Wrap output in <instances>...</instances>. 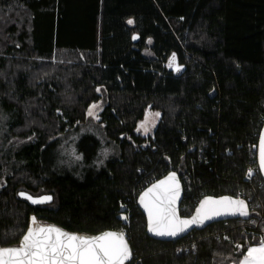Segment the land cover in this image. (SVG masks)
<instances>
[{
  "label": "trees",
  "instance_id": "trees-1",
  "mask_svg": "<svg viewBox=\"0 0 264 264\" xmlns=\"http://www.w3.org/2000/svg\"><path fill=\"white\" fill-rule=\"evenodd\" d=\"M100 95L113 150L68 169L58 145ZM147 107L160 118L146 136L136 126ZM263 122L264 0H0V246L17 244L35 213L70 231L122 230L126 264H236L264 236ZM169 170L181 215L229 194L247 200L249 219L149 237L137 195ZM21 190L52 200L31 205Z\"/></svg>",
  "mask_w": 264,
  "mask_h": 264
},
{
  "label": "snow or ice",
  "instance_id": "snow-or-ice-1",
  "mask_svg": "<svg viewBox=\"0 0 264 264\" xmlns=\"http://www.w3.org/2000/svg\"><path fill=\"white\" fill-rule=\"evenodd\" d=\"M127 23L131 25L134 21L129 19ZM138 38L137 35L132 36L133 40ZM148 42L151 43V40ZM174 64L175 54L170 58L168 66L173 67ZM175 70L180 71V67L176 66ZM97 107L98 105H92L88 115L93 116ZM159 116V112L146 113L145 120L140 123L137 131L142 130L147 135L155 127V120L150 117ZM258 168L260 172H264V133L259 138ZM254 171L249 169L248 176L251 177ZM179 195L180 184L175 172L152 183L140 194L139 203L147 213L150 233L158 237H176L194 225H203L206 221L220 217L250 216L248 202L244 199L223 196L205 197L200 201L195 215L181 218L177 211ZM26 198L33 204L46 203L52 199L51 196ZM236 248L241 249L242 245L237 244ZM131 256L132 252L123 232L108 231L97 236H85L68 233L53 225H40L35 217L31 218L29 227L16 247H0V264H126ZM241 257L236 264H264V236L259 238L256 245H249L246 252H241Z\"/></svg>",
  "mask_w": 264,
  "mask_h": 264
},
{
  "label": "rangeland",
  "instance_id": "rangeland-1",
  "mask_svg": "<svg viewBox=\"0 0 264 264\" xmlns=\"http://www.w3.org/2000/svg\"><path fill=\"white\" fill-rule=\"evenodd\" d=\"M105 102V96L100 95L98 99L91 104L92 105H98L97 108L94 109V115L89 116L88 110H87V120L84 124L80 127V129L76 130L75 132L71 133L68 137H62V142L58 145L57 151L58 155H60V164L65 166L66 168H71L74 163L78 164L79 162H82L83 155L85 153H90L91 149L97 148L99 145L101 146L98 150L100 152V160H103L107 155H109L110 152H112L113 148L105 143V140L102 137V133L100 132V123L98 121L99 113L102 109V106ZM159 112L151 107H147L145 109V112L143 116L139 119L136 130L140 123L145 120L146 113H155ZM98 117V118H97ZM159 118L150 117V119L155 120V127L158 124ZM152 127L151 130L148 132L150 134L152 130L155 128ZM139 133L143 134V131L141 130ZM147 134V135H148ZM144 135V134H143ZM146 135V136H147ZM100 139H99V138ZM101 140V141H100ZM97 142H101L100 144ZM75 151H80L81 154H76ZM79 157V158H77ZM122 218L126 217L124 214L120 215Z\"/></svg>",
  "mask_w": 264,
  "mask_h": 264
},
{
  "label": "water",
  "instance_id": "water-1",
  "mask_svg": "<svg viewBox=\"0 0 264 264\" xmlns=\"http://www.w3.org/2000/svg\"><path fill=\"white\" fill-rule=\"evenodd\" d=\"M261 133H264V122L262 123V126H261V128H260V131H259V134H258V140H257V144H256V164H257V168H258V146H259V138H260ZM258 171H259V168H258ZM170 172H175V173H176L177 178H178V180H179V184H180V195H179V199H178V201H177V211H178V214L181 216V218H191L193 215H195V213H196V209L199 207V203H200V201L203 200L205 197H213V198H220V197H223V196H231V197H233V198L238 197V196H232V195H229V194H223V195H218V196H214V195H205V196H203V197H201V198L199 199V201H198L197 204L195 205V207H194V209H193V211H192V213H191L190 215H188V216H183V215L180 214V202H181V200H182V198H183V193H184V191H183V186H182V183H181V180H180V178H179L178 173H177L175 170H169V171H168L167 173H165L163 176H161L160 178H158V179L152 181V182L149 183L147 186H145V187H144V188L138 193V195H137L136 203H137L138 208H139V209L142 211V213L145 215V218H146V233H147V235H148L149 237L154 238V239H157V240H161V241H173V240H177V239H179V238H182V237L188 235L189 232L192 231V230H201V229L205 228L206 226H208L210 223H213V222L224 221V220L235 219V218H240V219H244V220L249 219L250 216L247 217V218L239 217V216L220 217V218L214 219V220H212V221H206L203 225H194V226H192L191 228H189L185 233H181L180 235H178V236H176V237H158V236L153 235L152 233H150V232L148 231V217H147V213H146L145 209L143 208V206L139 203L140 194H141L143 191H145L148 187H150L152 183H154V182H156V181H158V180L164 179V178H165ZM259 173H260V176H261V178L263 179V182H264V172H260V171H259ZM20 193H24L25 195H24V196H21ZM18 196L21 197V198H25V199H27V198H26L27 196H31V197H33V198H39V197H42V196H51V197H52V195L49 194V193H43V194L33 195V194H30V193H28V192H26V191H22V190H21V191H18ZM239 198H240V199H244L243 197H239ZM27 200H28V202H29L31 205H37V204H33L29 199H27ZM51 200H52V199H51ZM244 200L247 202L246 199H244ZM49 202H50V201H49ZM46 203H48V202H46ZM42 204H43V203H42ZM248 207H249V204H248ZM249 212H250V208H249ZM32 217H35V218H36V222H37L38 224H40V225H53V226H56V227H59V228L63 229L64 231H66V232H68V233H76V234L85 235V236H97V235H100V234H102V233H104V232H108V231L117 232V233H119V232H123L122 230H115V229H104V230H101V231H99V232H97V233H87V232L70 231V230H67V229H65V228H63V227H61V226H59V225H57V224H55V223L40 221V220L37 218V216H36L35 213H30V214H29V217H28V223H27V227H26L25 231H26L27 228L29 227V225H30V223H31V218H32ZM25 231L23 232V234L25 233ZM123 233H124V232H123ZM23 234H22V235H23ZM124 235H125V233H124ZM21 237H22V236H21ZM21 237H20V238H21ZM125 238H126L128 244H129V247H130L131 252H132L131 245H130V243H129L127 237H126V235H125ZM19 242H20V240H19ZM19 242H18L17 244H15V245H10V246H0V247H5V248L16 247V246L19 244ZM132 257H133V252H132V256H131L130 260L127 261L126 263L130 262L131 259H132ZM232 264H233V263H232Z\"/></svg>",
  "mask_w": 264,
  "mask_h": 264
},
{
  "label": "built area",
  "instance_id": "built-area-1",
  "mask_svg": "<svg viewBox=\"0 0 264 264\" xmlns=\"http://www.w3.org/2000/svg\"><path fill=\"white\" fill-rule=\"evenodd\" d=\"M181 245H182V243H181ZM188 248L186 247V250H187Z\"/></svg>",
  "mask_w": 264,
  "mask_h": 264
},
{
  "label": "crops",
  "instance_id": "crops-1",
  "mask_svg": "<svg viewBox=\"0 0 264 264\" xmlns=\"http://www.w3.org/2000/svg\"><path fill=\"white\" fill-rule=\"evenodd\" d=\"M253 245H256V244H253ZM242 259V258H241Z\"/></svg>",
  "mask_w": 264,
  "mask_h": 264
}]
</instances>
